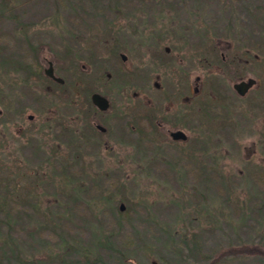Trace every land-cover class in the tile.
I'll use <instances>...</instances> for the list:
<instances>
[{"label":"rangeland","instance_id":"1","mask_svg":"<svg viewBox=\"0 0 264 264\" xmlns=\"http://www.w3.org/2000/svg\"><path fill=\"white\" fill-rule=\"evenodd\" d=\"M227 2L0 0L2 263L264 264V0Z\"/></svg>","mask_w":264,"mask_h":264},{"label":"flooded vegetation","instance_id":"2","mask_svg":"<svg viewBox=\"0 0 264 264\" xmlns=\"http://www.w3.org/2000/svg\"><path fill=\"white\" fill-rule=\"evenodd\" d=\"M122 54V53H121ZM121 54H120V56H121ZM222 54V56H223V59H224V52H222L221 53ZM121 58H122V56H121ZM126 58H127V56H126ZM125 60V59H124ZM47 64H49V68L50 67H52L53 68V64H52V61H49ZM46 70V69H45ZM44 70V71H45ZM54 70V69H53ZM46 73V72H45ZM54 73H55V71H54ZM48 75V74H47ZM49 76V75H48ZM51 77V76H50ZM196 80H197V84L196 85H193V86H191L190 88H189V90H190V92L191 93H193V95H198V93H199V91H200V89L198 88L199 86H198V84L199 83H201L202 82V79H201V77H197L196 78ZM141 83V82H140ZM142 85V83L138 86L139 88H138V90L137 91H139L140 93L142 92H144L143 91V89H144V87L142 88V87H140ZM252 88V87H251ZM165 89H168L167 88V85H166V83H163V81L161 82V81H157L156 83H155V87H154V89H152V90H154V92H155V96L157 97H159V99H160V97H162V99L164 98L163 96L164 95H166L165 93L167 92V90H165ZM99 93V92H98ZM100 94H102L103 95V93H100ZM137 94H138V92H137ZM103 96H105V95H103ZM153 96H154V94H153ZM155 96H154V99L152 100V99H149L148 98V102H150V100H151V102L152 101H154L155 100ZM107 99H108V97L107 96H105ZM189 98H191L190 97V94L187 96V97H185L184 99H183V101H184V104L182 105V111H183V113H184V110H185V108H186V105L187 104H185V103H187L190 99ZM165 99V98H164ZM91 101H92V104L94 103L93 102V100H92V98H91ZM111 101H110V99H108V107L106 108V109H101V108H99L96 104H93L94 105V109H93V111H92V118L95 116L96 117V115H100V114H102V113H105V112H107L108 110H111V107H112V104L110 103ZM155 102V101H154ZM157 107V104H154V107H153V109L154 108H156ZM92 109V108H91ZM158 109H160L159 107H158ZM162 110V109H161ZM154 111H156V109L154 110ZM163 112V111H162ZM179 115V114H178ZM178 115L177 116H175V117H178ZM108 117H110V115H108V114H106L105 116H104V118L105 119H107ZM173 117H174V115H173ZM174 117V118H175ZM91 119V118H90ZM160 120H158V121H156V122H158V125L159 126H163V124H164V122L166 121V122H170L169 121V117H168V115H166V114H164L163 113V115H162V118H159ZM93 125H95V127L99 130V131H101V132H106V126H104L103 124H101L97 119H94V124ZM171 125V124H170ZM103 127V128H102ZM165 128H166V132H168L169 133V135H170V137L176 142V141H185V140H187L188 139V133L183 129V128H180V127H175L174 126V124H172L171 126H165ZM181 133H182V135H181Z\"/></svg>","mask_w":264,"mask_h":264},{"label":"water","instance_id":"3","mask_svg":"<svg viewBox=\"0 0 264 264\" xmlns=\"http://www.w3.org/2000/svg\"><path fill=\"white\" fill-rule=\"evenodd\" d=\"M122 56V60L126 59V55L124 53L121 54ZM45 74H48L49 76H51L52 78H54L55 80L59 81V82H63L64 79L60 76L55 75L54 70L52 67L48 68L45 70ZM257 80L254 77H248L247 79H241L237 82H235L233 84V87L235 88V90L241 94V95H245L251 87H253L256 84ZM91 98L93 100V104H96L99 108L101 109H106L108 107V99L103 96L102 94L98 93V92H93L91 95ZM103 128V127H102ZM182 135V133H181ZM124 205L121 204L120 205V209L123 210Z\"/></svg>","mask_w":264,"mask_h":264},{"label":"trees","instance_id":"4","mask_svg":"<svg viewBox=\"0 0 264 264\" xmlns=\"http://www.w3.org/2000/svg\"><path fill=\"white\" fill-rule=\"evenodd\" d=\"M227 1H229V2H227V4H229L230 1H232V0H227ZM2 2H6V0H2ZM97 237H98V240H100V235H99V234L97 235ZM104 238H105V236H104ZM105 239H106V238H105ZM99 242H100V241H99ZM17 253H19V252H17ZM99 259H100V256H96V258H95V260H94L95 263H98L97 261H100ZM21 260H22V261H21L20 263H18V264H30V263L33 264V263L36 261V260H33V259H30V260H29V259H26V257H25V258H22ZM9 261H10V260H9ZM0 264H4V263H2L1 260H0ZM9 264H12V263L9 262ZM127 264H128V263H127Z\"/></svg>","mask_w":264,"mask_h":264}]
</instances>
